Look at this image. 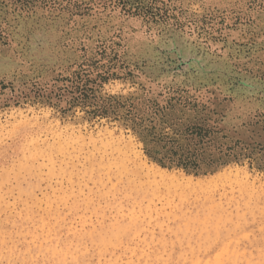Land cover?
I'll use <instances>...</instances> for the list:
<instances>
[{
    "label": "rangeland",
    "instance_id": "rangeland-1",
    "mask_svg": "<svg viewBox=\"0 0 264 264\" xmlns=\"http://www.w3.org/2000/svg\"><path fill=\"white\" fill-rule=\"evenodd\" d=\"M0 264H264V0H0Z\"/></svg>",
    "mask_w": 264,
    "mask_h": 264
},
{
    "label": "trees",
    "instance_id": "trees-1",
    "mask_svg": "<svg viewBox=\"0 0 264 264\" xmlns=\"http://www.w3.org/2000/svg\"><path fill=\"white\" fill-rule=\"evenodd\" d=\"M182 162L183 163L181 164H183L184 168H188V167L194 168L197 166L196 161L193 158V156H187L184 160H182Z\"/></svg>",
    "mask_w": 264,
    "mask_h": 264
}]
</instances>
